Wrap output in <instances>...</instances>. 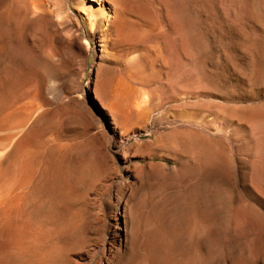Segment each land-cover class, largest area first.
<instances>
[{
    "label": "rangeland",
    "instance_id": "rangeland-1",
    "mask_svg": "<svg viewBox=\"0 0 264 264\" xmlns=\"http://www.w3.org/2000/svg\"><path fill=\"white\" fill-rule=\"evenodd\" d=\"M130 1L0 0V149L63 156L29 162L32 183L12 161L0 196L32 192L13 223L43 207L27 243L46 264H264V0ZM105 79L128 86L127 118Z\"/></svg>",
    "mask_w": 264,
    "mask_h": 264
},
{
    "label": "bare ground",
    "instance_id": "bare-ground-1",
    "mask_svg": "<svg viewBox=\"0 0 264 264\" xmlns=\"http://www.w3.org/2000/svg\"><path fill=\"white\" fill-rule=\"evenodd\" d=\"M22 1H24V0H22ZM38 2H39V4H40V2H41V0L39 1V0H37ZM126 1V0H125ZM133 0H131L129 3H131ZM27 2V1H26ZM32 2V1H31ZM36 2V1H35ZM37 2V3H38ZM45 3V0H42V2L41 3ZM127 2H128V0H127ZM125 3V6H127L126 4H128V3ZM21 3H23V2H21ZM25 3V2H24ZM24 3H23V7H24ZM33 3H34V1H33ZM36 3V4H37ZM49 3V2H48ZM35 4V5H36ZM132 4V3H131ZM134 4H136V2L134 3ZM22 5V4H21ZM32 5V4H31ZM40 5H42V4H40ZM44 5V4H43ZM45 5H47V4H45ZM51 5V4H50ZM129 5V4H128ZM137 5V4H136ZM37 6H39L38 4H37ZM48 6V5H47ZM47 6H45V9L47 10V12L50 14V16L52 17V18H54L55 19V21H54V23L57 25L58 24V28H59V24L61 23V14H60V11H59V9H58V11L56 10V7L54 6V8H55V10H54V8L52 9L50 6L49 7H47ZM131 6V5H130ZM40 7V6H39ZM132 8H133V6H131ZM21 8H22V6H21ZM25 8V7H24ZM120 8V7H119ZM127 9H128V6L126 7ZM131 8V9H132ZM26 9V8H25ZM40 9H42L41 11H43V14L45 13V11H44V8H42V7H40ZM17 10V9H16ZM22 10V9H21ZM20 10V11H21ZM31 11H33V10H31ZM40 11V12H41ZM22 13V12H21ZM47 13V14H48ZM15 14H17V13H15ZM39 14V13H38ZM41 15L42 17L44 16L45 17V14L44 15ZM63 15V14H62ZM137 16V15H136ZM66 17V16H65ZM112 16L109 14V13H107L106 12V14H105V18L107 19V20H109L110 18H111ZM146 17V16H145ZM63 18V17H62ZM18 18H16V20H17ZM43 19H45V18H43ZM47 19H50V20H52L51 18H48L47 17ZM15 20V21H16ZM20 20V19H19ZM49 20V21H50ZM48 21V22H49ZM52 22V21H51ZM64 21H62V23H63ZM140 22V21H139ZM16 23H17V21H16ZM18 23H20V21L18 22ZM53 23V22H52ZM52 23H50L51 25H52ZM151 23V22H150ZM92 24V23H91ZM126 24V23H125ZM61 25H64V24H61ZM60 25V26H61ZM18 26H19V24H18ZM53 26H55L54 24H53ZM90 27V26H89ZM93 27V26H92ZM126 27V26H125ZM19 29V28H18ZM62 29V28H61ZM60 29V30H61ZM64 30H65V28H63ZM62 29V30H63ZM91 29V28H90ZM14 30V29H13ZM57 30H59V29H57ZM56 31V30H55ZM4 35V34H3ZM106 77V76H105ZM124 77V76H123ZM107 78V77H106ZM120 79L121 80V77H117V79ZM39 79V78H38ZM102 79V78H101ZM112 79H114V76L112 77ZM41 80V79H40ZM108 80V79H107ZM107 80L105 79V82H107ZM115 80V79H114ZM115 81V82H112V81H109V82H107V84L106 83H104V84H106V86H107V90L109 91V95L110 96H108V97H110L109 99H110V101H109V99H108V101L109 102H107V97L105 96V97H103V98H105L104 100H106L105 102H107L108 104H109V106H110V108H111V110H112V112L114 113V112H117L116 114L118 115L119 114V112L120 113H122L121 115H123V116H126L128 113L130 114L131 112H132V110L130 109V108H128V109H130L131 110V112H127L126 110H127V106L128 105H126L125 107H124V101H125V103H127L126 102V100H128V97H129V94H128V86L126 87V86H124L125 88L124 89H126L125 91H123L124 93H122V91H121V89H122V81ZM122 80H123V78H122ZM29 81V80H28ZM104 80H102V81H100L101 83L103 82ZM38 82V85H39V83H41L40 81H37ZM37 82L36 83H34V84H37ZM43 83V82H42ZM41 83V84H42ZM126 83V82H125ZM123 84H124V82H123ZM126 85H127V83H126ZM40 86V85H39ZM102 86V85H101ZM100 85H99V87L100 88H103V86L101 87ZM98 87V86H97ZM42 88V87H41ZM99 88V89H100ZM37 89V92H38V88H36ZM45 89V88H44ZM34 90V89H33ZM42 90V89H41ZM103 90V89H102ZM97 91V90H96ZM100 91V90H99ZM99 91L97 92L99 95H101L100 93H99ZM129 91H130V89H129ZM44 92V91H43ZM47 93V92H46ZM42 95H43V93H41ZM97 94V95H98ZM122 94H124L125 96H126V94H128V97H125L124 95L122 96ZM103 95H105V94H103ZM102 95V96H103ZM38 96H39V94H38ZM44 96V95H43ZM45 97V96H44ZM123 97V98H122ZM125 97V98H124ZM43 98V97H42ZM46 98V97H45ZM136 98V97H135ZM123 99H125L124 101H122ZM130 99V98H129ZM133 101V102H132ZM131 101V99H130V102L131 103H133V104H138L137 103V101L134 103V100H132ZM129 101H128V103L131 105V103H130ZM141 102V101H140ZM139 102V103H140ZM124 104V105H123ZM141 104V103H140ZM34 106V105H33ZM39 107V106H38ZM135 107H137V106H135ZM138 107H139V109L141 108L140 107V105H138ZM17 108V107H16ZM33 108H35V107H33ZM142 108H143V111H142V113L144 112V111H146L144 108V106H142ZM123 109H126L125 110V112H126V115H124V111H123ZM135 109H137L138 110V108H135ZM135 109H133V110H135ZM27 110V109H26ZM137 110L136 111H134V112H137ZM15 111H16V109H15ZM141 111L139 110V112H140V114H141ZM124 112V113H123ZM139 112H137V113H139ZM28 113V112H27ZM145 114H146V112H144ZM116 114H115V116H116ZM128 114V115H129ZM132 114V113H131ZM136 114V113H135ZM9 115V114H8ZM41 115V114H40ZM120 115V116H121ZM128 115L126 116V118L128 117ZM143 115V114H142ZM32 116V115H31ZM114 116V117H115ZM119 115H118V118L120 117ZM123 116H121V118L123 117ZM136 116H139L138 114H136ZM141 116V115H140ZM145 116V115H144ZM144 116H142V118L144 117ZM39 117V116H38ZM36 117L34 116V118L33 119H35ZM41 118V116L39 117V119ZM115 118H117V117H115ZM123 118H125V117H123ZM30 119V118H29ZM38 119V118H37ZM36 119V121H39V119L37 120ZM32 120V119H31ZM43 120L44 119H40V121L38 122V123H40L39 125L40 126H42L43 125ZM117 120V119H116ZM28 121V120H27ZM35 121V120H34ZM118 121V120H117ZM129 121V120H128ZM32 122V121H31ZM20 123V122H19ZM26 123V122H25ZM29 123H30V121H29ZM38 123H36L37 125H38ZM33 124H34V122H33ZM130 124V123H129ZM31 125V124H30ZM29 125V126H30ZM128 125V124H127ZM29 126L27 127V128H29ZM32 126H34V125H32ZM56 129V128H55ZM31 130V129H30ZM21 131H22V134H21V137H22V135L25 133L26 135H27V133L25 132L26 131V128H24V129H21ZM23 131H24V133H23ZM129 131V130H128ZM21 133V132H20ZM28 133H29V131H28ZM44 133V132H43ZM32 134V133H31ZM45 134V133H44ZM20 136V135H19ZM23 136H25V135H23ZM28 136V135H27ZM27 136H25V140H26V137ZM41 136V135H40ZM10 138H11V136H10ZM10 138H9V140H10ZM18 138V137H17ZM17 138H14V139H17ZM28 138H31V137H29L28 136ZM28 138H27V140H28ZM41 138V137H40ZM22 139H24V137H22ZM21 139V141H23ZM33 138H31V140H32ZM8 140V141H9ZM8 141H7V143H8ZM12 141V140H11ZM11 141H9L10 142V144L8 145V144H6V145H4V147H7V146H10V148H11ZM14 144H13V146L17 143V141H15L14 140ZM28 142L29 141H27L26 143H27V145H29L28 144ZM33 142V141H32ZM34 142H36V144H39L36 140L34 141ZM33 142V143H34ZM36 144H35V146H33V145H31V147L33 146L34 147V149H33V147L31 148L32 149V151L29 153V151L27 150L26 151V155H27V152H28V154L30 155L29 156V158H27V156L25 155V150L23 149L22 150V152H24L23 154H22V152L19 150V146L14 150V152H12V154H10L9 156L7 155V154H9V152H11L10 151V149H8L9 151H7V153H5L6 152V149L5 148H3V149H0V151L2 150H4L3 152L6 154H4V153H1V155L2 154H4L5 155V157H7L8 156V159L10 158L11 159V162H10V164L9 165H11V163H12V165H11V167H8V166H6V167H8V168H6L4 165H3V167H1V168H5V169H3V170H0V187H2V184H3V187L2 188H0V192L1 191H5V189L8 187V185H7V187H6V184L5 183H7L8 184V182L6 181L5 182V180H7V179H5V177L6 178H10L11 179V177H10V174H11V176L13 175L14 176V174H12V172H13V162L16 164V165H18L20 168L19 169H21V170H19V173H20V171H21V173L20 174H22V172L26 169V171H28L29 170V168L31 169L33 166L32 165H34L35 164V167H33L32 168V172L33 173H37L38 174V169H40L41 171H44L45 170V167L43 166V165H45V164H50L49 166L50 167H47L46 165V167H47V170H49V168H51V166H54L55 164H58L59 165V163H57V161L55 162V163H51V159L53 160V159H55L56 160V158L57 157H60V156H58V154L61 152H59V150L58 151H55L56 153H58L57 154V157H56V155L54 154V152L52 151V149L50 148V151H51V154L50 153H47V151H49V147L47 146V148L46 149H48L47 151H46V154H49V155H47L46 156V154H45V152H44V154L42 153L43 152V150H42V152H41V150L38 148V145L36 146ZM25 145V146H24ZM23 146L26 148V144H24ZM41 146H42V144H40ZM3 147V146H2ZM23 147V148H24ZM140 147V146H139ZM8 148V147H7ZM42 148H45V147H42ZM11 149H14V147L13 148H11ZM31 149H29V150H31ZM59 149V148H58ZM1 151V152H2ZM138 151V150H137ZM19 152H21V153H19ZM67 152V151H66ZM52 153L55 155V157L56 158H54V157H52L51 158V156H53L52 155ZM19 154V155H18ZM21 154L23 155V157H21ZM43 154V155H42ZM3 156V155H2ZM26 156V157H25ZM68 156V155H67ZM4 157V158H5ZM25 157V158H24ZM3 158V157H2ZM3 158V159H4ZM27 158V159H26ZM60 158H62L63 159V156H61ZM57 159H59V158H57ZM1 160V159H0ZM5 160V159H4ZM1 161H3V160H1ZM13 161V162H12ZM31 163L32 165H30L29 166V168L26 166L28 163ZM60 163H62V161L60 162ZM8 164V163H7ZM6 164V165H7ZM51 164H54V165H51ZM38 165H42L41 167H44V168H42V169H44V170H42L41 169V167L40 168H38ZM26 166V168L24 169V167ZM36 166H37V168H36ZM57 166V165H56ZM60 167V166H59ZM154 167V166H153ZM157 167H159V166H157ZM12 168V169H11ZM35 168V170L33 171V169ZM56 168V167H55ZM58 168V167H57ZM57 168L55 169V172L56 171H58L57 170ZM163 168H165V167H163ZM179 168V167H178ZM24 169V170H23ZM51 169H53V168H51ZM170 169V168H169ZM54 170V169H53ZM162 170V169H161ZM172 170V169H171ZM12 171V172H11ZM15 171H17V170H15ZM25 171V172H26ZM30 171V170H29ZM28 171V172H29ZM50 171H52V170H50ZM153 173H156V171H158V169H156V167H154V169H153ZM165 171V173H166V171H167V169L166 170H164ZM179 171V170H178ZM48 171H45V176H48L49 174H51V173H49V174H47L46 175V173H47ZM54 172V173H55ZM173 172V171H172ZM18 173V174H19ZM31 172H29V174H30ZM33 173H31L32 175H31V178L29 179V180H27L28 182L31 180V179H33L35 176H36V174L33 176ZM53 173V174H54ZM61 173V172H60ZM17 174V173H16ZM24 174L25 173H23V175H21L20 177L21 178H23L24 177ZM29 174H27L28 175V178L30 177L29 176ZM56 174H57V172H56ZM55 174V175H56ZM59 174V173H58ZM41 175H42V172H41ZM43 175V176H44ZM43 176H37L38 178H37V180L39 179V180H41L42 178H40V177H43ZM50 176H52V174L50 175ZM58 178H60L59 176L60 175H56ZM20 177H18V175H17V177H16V179L17 178H20ZM55 177V176H54ZM57 177H55L56 179H57ZM34 179H36V178H34ZM33 179V180H34ZM45 179L46 178H44V180L43 181H45ZM48 179H50V178H48ZM54 180V178H53V180L51 179V181H55V182H53L54 184H56V182H58L57 180ZM13 180V179H12ZM24 179H21L19 182H17L18 184L21 182V181H23ZM36 180V181H37ZM38 180V181H39ZM59 180V179H58ZM11 181V180H10ZM16 181V180H15ZM14 181V182H15ZM25 181H26V178H25ZM32 181V180H31ZM30 181V182H31ZM42 180H41V182L42 183H45V182H43ZM47 181V180H46ZM59 181H61V180H59ZM34 182V181H33ZM41 182H36L35 184L36 185H38L39 186V183H41ZM48 182H50V180H48L46 183H48ZM12 183V182H11ZM16 183V182H15ZM14 183V184H15ZM22 183V182H21ZM32 183V182H31ZM31 183H29V184H31ZM41 183V184H42ZM52 183V182H51ZM52 183V184H53ZM61 185H62V183H64V181L61 183V182H59ZM13 184V185H14ZM27 184L28 183H25V185L27 186ZM28 184V185H29ZM43 185H45V184H43ZM42 185V186H43ZM47 185V184H46ZM48 185H49V183H48ZM57 185V184H56ZM16 186V184L13 186V188ZM19 186H21V187H18L17 188V191L18 190H20V189H22V185H19ZM64 186V185H63ZM25 187V186H24ZM27 187H29V186H27ZM41 187V186H40ZM40 187H38V188H40ZM44 188H45V186H43ZM53 187V186H52ZM3 188H5L4 190H1V189H3ZM12 188V193L10 194V192H9V195H6L8 192V189H6V194H4V195H2V193H4V192H2L1 193V196H0V216H2V218L3 219H0L2 222H0L2 225H1V228H0V237L2 236L4 239H5V242L8 244V246L7 247H9L8 249H10V247H11V249H13L14 250V253H13V251L11 252V254H14L13 255V257H11V259L12 260H19V262L18 261H16L18 264H24V263H26V262H32V263H36V264H46V261L47 260H51V259H55V258H53L54 256H52V254H49L48 256H47V254L45 253V252H42V250H41V248L39 249L36 245H32V244H30V242L29 243H27L28 241H27V238H31L33 235H34V233L32 232V228H31V226H32V224L34 223V222H36V219H37V214H39L40 213V211H41V209H43V207L40 209L39 207V209H40V211H39V209H37L38 211L36 212V209H32V210H35V213H37V214H35V213H31L29 216H26V217H22L21 219H20V221L17 223V224H14L13 223V213H12V210L16 207H18L20 204V202H22L23 201V197H27V196H29V200H30V196L31 195H29V194H31L28 190V194H26L27 192H26V190L23 192V190H22V192L24 193V194H22L21 193V196H23L22 197V199L21 198H19L18 197V195H19V193L17 192V191H14V193H13V189ZM20 188V189H19ZM30 188H32V186L30 187ZM43 188V190L45 191V189ZM47 189H49L50 187H46ZM56 188V187H55ZM64 188V187H63ZM37 189V187L35 188V190ZM40 189H42V188H40ZM40 189L38 190L37 189V193H39V191H40ZM61 190H62V188H60ZM65 189V188H64ZM16 190V189H15ZM34 190V188L31 190L30 189V191H33ZM55 190V189H54ZM63 191H65V190H63ZM62 191V192H63ZM16 192H17V194H16ZM34 193H36V192H34ZM42 193V192H41ZM64 193H66V192H63V194ZM26 194V196H24ZM60 194H62V193H60ZM47 195V194H46ZM40 195H38L37 197H39ZM42 196V195H41ZM40 196V197H41ZM36 196H34V198H35ZM66 197V196H65ZM24 198V199H25ZM64 198V197H63ZM32 199V198H31ZM38 199V198H37ZM41 199V198H40ZM42 199H44L43 197H42ZM65 199V198H64ZM20 200H22V201H20ZM27 201V200H26ZM25 201V202H26ZM32 201V200H31ZM33 202H34V200H33ZM36 202H38V201H36ZM35 202V203H36ZM26 203H28V202H26ZM34 204V203H33ZM130 205V204H129ZM145 205V204H144ZM148 206V205H147ZM156 206V205H155ZM154 206V207H155ZM20 207V206H19ZM34 207H35V205H34ZM130 207V206H129ZM135 207V206H134ZM25 209V208H24ZM154 209H156V208H154ZM18 210V209H17ZM19 210H21V208L19 209ZM137 210V209H136ZM136 210H135V213H136ZM131 211V210H130ZM25 212V211H24ZM23 212V213H24ZM28 212V211H27ZM32 212V211H31ZM39 212V213H38ZM139 212V211H138ZM137 212V213H138ZM141 212V211H140ZM139 212V213H140ZM158 212V211H157ZM14 213H15V211H14ZM42 213V212H41ZM133 213V212H132ZM19 214V213H18ZM158 214V213H157ZM21 215H22V213H21ZM41 216L43 215V217H44V214H40ZM135 215V214H134ZM17 216V215H16ZM131 216V215H130ZM126 217V216H125ZM137 217V216H136ZM132 218V217H131ZM155 217H154V214H153V219H154ZM45 219V218H44ZM43 219V220H44ZM156 219V218H155ZM154 219V220H155ZM132 221H133V219H132ZM141 221V220H140ZM157 221V220H156ZM38 222V221H37ZM36 222V223H37ZM137 222V221H136ZM159 222V221H158ZM39 223V222H38ZM45 223V222H44ZM139 223H141V222H139ZM143 223V222H142ZM136 224V223H135ZM35 226H37L36 224H34ZM38 225H41V224H38ZM143 225V224H142ZM135 226V225H134ZM133 226V227H134ZM34 230H35V227H34ZM42 231V230H41ZM50 231H54V230H50ZM49 231V233H51ZM56 231H58V230H56ZM56 231H54V232H56ZM44 233H46V232H44ZM36 234V233H35ZM38 235H40V234H38ZM48 235V234H47ZM51 235V234H50ZM35 236H37V235H35ZM49 236V235H48ZM34 237V236H33ZM3 238H0V239H3ZM42 238H44V237H42ZM35 239V238H34ZM39 239H40V237H39ZM41 240H43V239H41ZM1 241V247H2V242L4 241H2V240H0ZM34 241V240H33ZM39 241V240H38ZM44 241H46V240H44ZM34 242H36V241H34ZM4 243V242H3ZM33 243V242H32ZM40 244V243H39ZM6 245V244H5ZM4 245V246H5ZM51 245V244H50ZM3 246V247H4ZM52 246V245H51ZM1 248V249H4V248ZM5 248H6V246H5ZM7 249V250H8ZM44 249V248H43ZM46 249V248H45ZM52 249V248H51ZM7 250H5V251H7ZM52 251H53V249H52ZM2 252H4V251H2ZM50 252V251H49ZM8 253L10 254V252H9V250H8ZM7 253V254H8ZM6 253H4V255H7ZM54 254H55V252H54ZM3 255V256H4ZM1 256H2V254H1ZM56 256V255H55ZM10 257L8 256V264H17V263H14V261L12 262L11 260H10ZM14 257L16 258V259H14ZM1 258V257H0ZM5 259L4 260H6L7 259V257H4ZM26 261V262H25ZM52 261V260H51ZM21 262V263H20ZM141 262V261H140ZM1 263H3L4 264V262L2 261ZM127 263H128V261H127ZM129 263H130V261H129ZM7 264V263H6Z\"/></svg>",
    "mask_w": 264,
    "mask_h": 264
}]
</instances>
